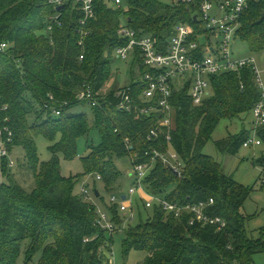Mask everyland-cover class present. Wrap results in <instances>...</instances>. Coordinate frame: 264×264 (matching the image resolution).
Segmentation results:
<instances>
[{
    "label": "trees",
    "instance_id": "16d2710c",
    "mask_svg": "<svg viewBox=\"0 0 264 264\" xmlns=\"http://www.w3.org/2000/svg\"><path fill=\"white\" fill-rule=\"evenodd\" d=\"M50 1L0 0V45L9 44L0 51V107L9 106L0 110V121L10 119L14 132L10 151L23 147L36 177V187L29 191L14 178L7 160L0 165L8 178L0 182V264H19L23 255L25 264H30L38 254L39 264H110L108 252L114 234L120 231L110 234L96 226L97 202L105 204L102 193L94 185L95 200L86 202L82 192L75 193L76 182L87 174H99L106 191L118 192L122 178L118 157L137 154L138 162H146L152 148H167L170 143L185 161L184 175L180 177L157 162L145 180L146 189L173 202L213 198V213L226 219L227 226L223 230L214 225L189 227L159 208L146 209L138 197L140 221L122 232L124 254L133 249L147 251L144 264H254V257L264 252V230L254 238L247 229L252 217L243 207L253 188L223 172L221 165L204 153L224 118L253 113L262 100L254 69L211 76L213 94L201 105L188 97L189 86L177 90L172 95L176 129L171 141H150L147 132L157 115L119 111L113 103L117 87L103 92L113 72L115 49L128 41L119 30L126 22L138 36L148 34L166 44L178 23L196 26L191 13L185 6L162 0H123L119 6L110 5L112 0H94L95 17L83 25L85 13L78 3L68 1L59 11ZM263 13L264 0L252 3L240 29L242 37L259 48L264 47V21L257 22ZM55 15L58 19H52ZM81 30L87 32L82 45ZM135 63L146 73L148 68L142 66L139 55ZM87 86L101 101V106H91L93 127L99 130L101 142H87L90 153L82 158L85 173L66 177L61 174L60 158L72 160L78 153V140L92 131L87 113L70 112L80 103H88L78 100ZM49 94L67 102L61 115L46 111ZM254 126L264 145V125ZM41 135L50 142L51 158L47 161H40L38 153L36 137ZM249 138L251 133L243 130L218 145L225 152L238 154ZM257 163L264 176V151ZM98 181L96 177L95 184ZM106 206L119 223L118 206L111 202ZM141 206L148 214L146 219Z\"/></svg>",
    "mask_w": 264,
    "mask_h": 264
},
{
    "label": "built area",
    "instance_id": "2783aa9c",
    "mask_svg": "<svg viewBox=\"0 0 264 264\" xmlns=\"http://www.w3.org/2000/svg\"><path fill=\"white\" fill-rule=\"evenodd\" d=\"M71 0H51L57 6L66 5ZM80 5L85 17L81 24H85L88 18L95 17L94 0H72ZM176 5L185 6L196 22V26L191 22H180L170 36L168 43H160L156 38L145 34L138 36L136 30L123 23L119 34L127 38L126 44L119 45L115 49V54L122 60L136 58L142 59V65L148 70L133 80V83L119 87L113 94V103L117 110L131 113L137 112L143 116L150 114L157 115L156 122L149 128L147 139L150 141L162 140L166 138L171 141L175 128V111L172 103V95L177 90L189 86L188 97L195 105H201L209 96L213 94V86L210 81L211 76L222 74L227 71H237L244 68H253L255 80L260 88L264 89V81L261 78V71L256 65L254 57H234L231 44L240 31L244 13L254 2L263 0H172ZM123 0H114L116 6L121 5ZM59 15L52 19H58ZM52 29V26H50ZM81 41L87 34L86 30H81ZM206 36V42L200 40L201 36ZM221 36L220 42L214 43L212 37ZM7 43L0 45V51L8 48ZM136 77V76H135ZM261 90V91H262ZM91 86H87L78 94V100L86 101L91 106H101V101L97 97ZM263 98L253 108L255 125H264V92ZM1 98V96H0ZM45 109L52 112L53 116H59L67 102L62 103L49 94ZM8 105L0 107L1 111H6ZM48 112V113H49ZM10 119L5 118L4 123L0 121V165L7 160L9 167H14L17 163L12 158L9 146L13 142L14 132L9 126ZM128 143V140H126ZM254 144L261 145L257 138L246 140L244 146L250 147ZM150 160L138 162L133 156V170L130 173L134 182L126 193L123 190L111 193L110 202L116 204L119 210V223L113 220L111 212L98 207V217L96 226L101 230H106L110 234L128 229L137 219V198L142 199V204L146 209L159 208L166 214H171L176 219H181L189 227L200 225H214L218 230H223L227 226V220L213 213L214 199L208 201L193 202H173L165 196H160L148 191L145 180L154 169L157 162H162L175 174L182 177L185 161L176 151L174 146L164 148L154 147L149 152ZM97 179L102 180V176L95 174ZM86 202L94 201L95 195L89 184H84L80 190ZM126 198L123 199V195ZM138 196V197H137ZM90 238L86 240L88 242ZM114 254V251L112 252ZM110 264H113L110 260Z\"/></svg>",
    "mask_w": 264,
    "mask_h": 264
},
{
    "label": "rangeland",
    "instance_id": "374dc122",
    "mask_svg": "<svg viewBox=\"0 0 264 264\" xmlns=\"http://www.w3.org/2000/svg\"><path fill=\"white\" fill-rule=\"evenodd\" d=\"M114 0L110 1V5H113ZM174 5L172 0H162ZM200 40L206 42V36L200 35ZM221 36L218 38L213 36L212 41L214 43L220 42ZM231 50L234 52V57H254L256 59V65L261 71V78L264 81V47L259 48L254 45V43L245 39L240 34L237 33L236 38L231 44ZM143 66V65H142ZM112 75L107 81L103 92H109L115 86L117 88L129 85L135 78L139 77L143 72L140 65L135 63V58L130 60H122L115 54V60L112 65ZM132 73L134 77H132ZM136 76V77H135ZM262 90V89H261ZM264 89L262 90V93ZM70 112L88 114L90 118V123L92 126V131L86 137H82L78 140V153L72 158V160L65 159L63 156L60 158L61 161V174L66 177H72V175H82L85 173L84 164L82 158L90 153V149L86 146L87 142L98 145L101 142V135L99 130L93 127L94 115L93 109L89 103H80L79 105L73 107ZM217 130L214 132L212 138L208 141V145L204 149V153L213 158L218 162L223 172L233 175L236 181L245 185L246 187L253 188L252 193L245 201L243 211L246 215L251 216L252 219L247 222V229L252 237L257 238L261 235L260 230H264V176L261 171V167L258 165L257 160L261 157L264 151V145L254 144L250 147H242L238 154H230L219 148L218 141L223 140V138L229 135H236L243 130H247L251 133V138L253 140L257 139L254 126V116L253 113H243L236 118L229 119L224 118L219 125ZM36 143L38 147V153L40 161H47L51 158V151L49 149L50 142L44 136H37ZM15 148V147H14ZM13 148V149H14ZM18 156L12 157L17 163L13 168L14 178L26 189L32 190L36 187V177L34 170L30 168L29 162L25 158V150L23 147ZM117 166L121 171L122 178L119 181V185L116 191L124 190L126 193L129 192V188L134 182V178L130 175L133 170V160L131 156L118 157L116 159ZM0 168V182H5L8 178L3 175ZM19 179V180H18ZM96 177L92 174H87L82 180H78L75 185V193L80 194L81 188L84 184H89V188H93L97 185L99 191H101L103 199L106 205H110L111 193L104 189L101 181L95 184ZM138 197V196H137ZM97 204L105 209L107 206L101 201ZM141 211L143 213V218L146 219L148 214L145 212L143 206H141ZM137 221H140V215L137 207ZM123 231L118 234H114V242L112 245V251L108 252V257L112 260L113 264H144L149 256L147 251H142L138 249H133L129 254H124L123 251ZM126 233V232H125ZM40 254H38L33 262L30 264H39ZM254 264H264V252L258 253L253 260ZM19 264H25V256L23 255L19 261Z\"/></svg>",
    "mask_w": 264,
    "mask_h": 264
},
{
    "label": "crops",
    "instance_id": "0c3cea01",
    "mask_svg": "<svg viewBox=\"0 0 264 264\" xmlns=\"http://www.w3.org/2000/svg\"><path fill=\"white\" fill-rule=\"evenodd\" d=\"M20 153H22L21 152V148L20 147H15L14 149H12V151H11V155H12V157H15V156H18ZM15 167V166H14ZM13 167V168H14ZM13 168H12V170H13ZM3 176V175H2ZM17 178V177H16ZM19 180V179H18ZM124 191V190H123Z\"/></svg>",
    "mask_w": 264,
    "mask_h": 264
},
{
    "label": "water",
    "instance_id": "95a60500",
    "mask_svg": "<svg viewBox=\"0 0 264 264\" xmlns=\"http://www.w3.org/2000/svg\"><path fill=\"white\" fill-rule=\"evenodd\" d=\"M63 6H64V5L58 6L57 9L60 11V10H62ZM263 21H264V13L262 14L261 18L259 19V21H258L257 23H258V24H261ZM99 194H100V193L98 192V196H99ZM125 198H126V195L124 194V195H123V199H125Z\"/></svg>",
    "mask_w": 264,
    "mask_h": 264
}]
</instances>
